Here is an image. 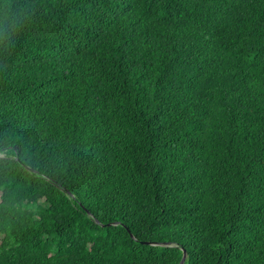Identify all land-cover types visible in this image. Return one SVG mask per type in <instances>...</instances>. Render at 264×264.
<instances>
[{"label": "trees", "instance_id": "obj_1", "mask_svg": "<svg viewBox=\"0 0 264 264\" xmlns=\"http://www.w3.org/2000/svg\"><path fill=\"white\" fill-rule=\"evenodd\" d=\"M13 13L0 264H264V0H0Z\"/></svg>", "mask_w": 264, "mask_h": 264}, {"label": "clouds", "instance_id": "obj_2", "mask_svg": "<svg viewBox=\"0 0 264 264\" xmlns=\"http://www.w3.org/2000/svg\"><path fill=\"white\" fill-rule=\"evenodd\" d=\"M11 12V8H9ZM23 9H21V13ZM18 14L6 15L5 19L0 22V41H4L5 47H14L12 37L18 27ZM22 145L16 140H10L8 144L0 148V165L4 167H11L14 163L19 162L22 156Z\"/></svg>", "mask_w": 264, "mask_h": 264}, {"label": "water", "instance_id": "obj_3", "mask_svg": "<svg viewBox=\"0 0 264 264\" xmlns=\"http://www.w3.org/2000/svg\"><path fill=\"white\" fill-rule=\"evenodd\" d=\"M185 258H186V252L184 253V256H183V258L181 260V264L185 261Z\"/></svg>", "mask_w": 264, "mask_h": 264}]
</instances>
